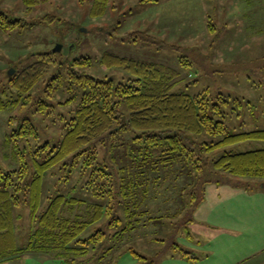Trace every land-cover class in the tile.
<instances>
[{
  "label": "rangeland",
  "instance_id": "374dc122",
  "mask_svg": "<svg viewBox=\"0 0 264 264\" xmlns=\"http://www.w3.org/2000/svg\"><path fill=\"white\" fill-rule=\"evenodd\" d=\"M91 3L92 0H51L27 8L21 0H0V12L10 20L34 23L21 29L0 27V85L11 69L13 73L22 69L35 60V52L53 51L56 45H61L57 59L89 57L91 65L85 71L91 75H113L116 81L131 77L121 69L99 65L102 54L108 52L172 70L175 77L171 93L195 95L208 89L212 94L227 96L223 121L231 133L264 129V0H110L106 12L98 17L89 15ZM46 14L58 20L40 23ZM135 31L158 42L133 41L130 33ZM64 97L65 93H58L55 100ZM77 103L56 106V111L73 110ZM9 115L0 111V166L6 171L18 167L16 148L12 141L8 142ZM35 120L39 143H56L60 139L62 130L52 126L50 118ZM194 138L209 142L221 136L201 134ZM18 146L26 153L23 141ZM262 148L264 140L250 139L217 148L209 158L214 160L224 152ZM60 176L55 169L43 178L40 210L55 190L81 201L82 206L74 210L80 214L88 205L105 206L111 200L106 193L99 195L102 180L94 178L88 169H76L65 183L59 180ZM196 178L195 170L184 163L152 172L148 180L151 188L141 207L146 213L139 217L140 223L118 241L104 242L85 264L147 263L131 249L147 258L157 256L155 264H264V239L259 236L264 231V178L224 173V182L207 184L204 202L192 212L194 222L189 224V231L194 239L188 241L183 219L191 198L188 188ZM121 210L118 207L120 214ZM13 216L15 246L22 248L34 229L30 211L27 206H18ZM98 228L108 234L117 230L107 227L103 218L82 237ZM174 242L199 259L181 257L171 249ZM111 245V250L103 253ZM0 264L67 263L44 253L27 252Z\"/></svg>",
  "mask_w": 264,
  "mask_h": 264
},
{
  "label": "trees",
  "instance_id": "16d2710c",
  "mask_svg": "<svg viewBox=\"0 0 264 264\" xmlns=\"http://www.w3.org/2000/svg\"><path fill=\"white\" fill-rule=\"evenodd\" d=\"M21 1L27 8L51 2ZM109 1L92 0L89 15H103ZM42 19L40 23L58 20L49 14ZM33 25L22 19L10 20L0 12L2 29ZM130 35L133 41L158 42L140 31ZM57 52H35L33 62L6 75L0 85V111L10 114L8 142L12 141L18 159L16 169L6 171L0 166V263L27 252L44 253L67 264L90 262L104 242H116L134 230L139 217L146 213L141 207L151 188L149 175L175 163L190 165L197 174L188 188L191 198L183 219L188 241L194 239L189 224L194 222V210L205 200L207 184L224 182V173L264 178V148L209 158L217 148L250 139L264 140V129L229 132L223 121L227 96L212 94L208 89L195 95L171 93L175 77L172 70L108 52L102 54L99 65L121 69L131 77L125 81H116L113 75L96 77L85 71L91 65L89 57L57 59ZM58 93H65V99L55 100ZM74 101L78 103L73 110L57 113L56 106L66 107ZM235 102L240 105L239 100ZM36 118L39 122L50 118L52 126L60 127L62 133L56 143H39ZM201 134L221 138L199 142L194 136ZM19 141L26 144V153L19 149ZM55 169L60 171L62 183L69 181L76 169L90 170L94 178L102 180L99 195L106 193L110 202L105 206L88 205L80 214L74 210L82 206L81 201L55 190L40 210L43 178ZM18 206H27L34 227L22 248L15 246L13 210ZM103 218L107 227L117 230L108 234L98 228L82 237ZM112 247H106L103 253ZM171 249L187 260L199 259L176 242ZM131 252L146 264H155L157 256L147 258L133 249Z\"/></svg>",
  "mask_w": 264,
  "mask_h": 264
},
{
  "label": "water",
  "instance_id": "95a60500",
  "mask_svg": "<svg viewBox=\"0 0 264 264\" xmlns=\"http://www.w3.org/2000/svg\"><path fill=\"white\" fill-rule=\"evenodd\" d=\"M60 49H61V45H56V47L53 49V51H60ZM12 73H13V69H11L8 74L12 75Z\"/></svg>",
  "mask_w": 264,
  "mask_h": 264
},
{
  "label": "crops",
  "instance_id": "0c3cea01",
  "mask_svg": "<svg viewBox=\"0 0 264 264\" xmlns=\"http://www.w3.org/2000/svg\"><path fill=\"white\" fill-rule=\"evenodd\" d=\"M259 236H260L262 239H264V231L260 232V233H259ZM262 245H264V243H263ZM263 248H264V246H263Z\"/></svg>",
  "mask_w": 264,
  "mask_h": 264
}]
</instances>
